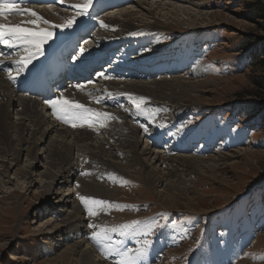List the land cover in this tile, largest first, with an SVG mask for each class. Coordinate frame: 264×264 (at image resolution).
Segmentation results:
<instances>
[{
	"label": "rangeland",
	"instance_id": "374dc122",
	"mask_svg": "<svg viewBox=\"0 0 264 264\" xmlns=\"http://www.w3.org/2000/svg\"><path fill=\"white\" fill-rule=\"evenodd\" d=\"M134 1L122 8L138 6L140 0ZM172 2L179 5L177 8L182 7V10H188V14L196 17L193 19L197 21L196 24L180 13L184 28H176L171 24L172 20L164 21L168 25L155 28L149 36L150 40L144 42L142 35H136L134 41H142L143 50L141 47L138 50L145 55L152 54L153 60L162 57L181 59L177 67L172 68L173 71L168 69V77L161 78L165 80L164 84L155 80L156 86L152 85L153 77L139 76V79H134L119 75L118 78L123 77L124 80H119L129 82V79H134L133 82L146 81L149 82L147 85H141L156 89L159 85H169L170 89H165L169 93L166 102L175 107H164L166 110L157 115H166V121L178 118L180 124L171 131L167 129L164 138H169L172 132L183 143L203 139L206 145L196 147L191 153L174 150L163 152L152 147L150 154L144 153L143 156H149L145 163L150 164L148 160H154L155 168L151 173L144 168V164H140L135 167L123 165L125 170L131 167L130 174H119L118 179L112 174L102 175L101 170L86 175L82 180L92 182L90 178H98L100 182L95 184L98 187L86 189L85 195L108 201L111 205L98 211L97 216L90 217L79 201L78 194H84L81 192L82 185L79 183V188L76 186V180L62 191H53L48 196L36 186L31 193L23 194L18 199L23 190L22 182L14 178V173H18L14 161L18 155L14 151L20 152L18 167H24L30 159L29 155L24 157L25 151H21L17 137L10 135L15 147L4 159L6 164L12 166L9 177L14 179L13 182H9V177L0 181V264H55L64 249L75 244L93 251L84 261L78 259L77 264H114L119 257H102L99 247L94 246L95 242L92 245L87 235V229L89 234L93 232L88 225L118 227L133 220L141 221V231L154 225L153 234L146 237L152 241L151 246L137 264H154L159 255L162 257L159 264H264V99L257 100L253 96L259 88L258 81L264 76V0H147V3L155 5H169ZM49 7L53 10L58 8L54 5ZM115 9L105 18H120L123 9ZM67 12L74 14L75 11ZM216 12L222 13L223 19L208 17L205 21L201 17V14L211 16ZM163 61L168 63L170 59ZM189 67L205 77L199 81V77H193ZM124 72L129 73L128 70ZM136 72V69H132L130 75L136 76ZM165 72L142 73L158 77ZM177 79L198 86L191 90H181L180 87L172 94L170 90L178 88L172 85ZM151 99L150 104L154 103ZM124 106L131 107L127 104ZM151 110L158 109L153 107ZM138 117L145 118L143 115ZM177 129L182 130L177 132ZM139 141H142L141 148H146L144 138H139ZM168 141L171 142V139ZM36 150L44 152L39 147ZM154 150L162 152L159 159L152 156ZM174 156L198 159V164H211L215 171L201 170L195 173L185 163H172L171 160L176 158ZM165 157L169 158L165 161ZM4 169L5 166L0 165V173ZM70 172L74 173V170L68 169L65 176L68 180L73 176ZM162 174L166 177L159 181L158 176ZM153 177L156 180L149 183L148 180ZM16 190L18 194L13 193ZM172 191L180 199L178 204L170 198ZM59 201L67 203L68 209L53 210ZM77 205L85 211L77 217L84 224L76 223L83 233L73 237L69 227L66 228L65 223L61 222L66 215H71V208L75 209ZM50 219L51 224L60 226L52 229L53 225L46 224ZM232 221L235 222L234 226L231 225ZM222 222H227L226 227L222 226ZM80 238H83V242ZM112 238L114 242L123 241L119 245L122 250L137 248L140 246L137 240L145 239L140 234L122 237L118 233H113ZM81 245L78 248L80 251Z\"/></svg>",
	"mask_w": 264,
	"mask_h": 264
},
{
	"label": "bare ground",
	"instance_id": "6f19581e",
	"mask_svg": "<svg viewBox=\"0 0 264 264\" xmlns=\"http://www.w3.org/2000/svg\"><path fill=\"white\" fill-rule=\"evenodd\" d=\"M48 1H51V2H48ZM100 1L101 0H94V4L99 3ZM178 1H183V0H178ZM79 2H81V0H65L64 3H61L60 0H41V2L37 1V5L38 6L42 4L48 5L47 7L44 6V8L46 9L44 11L47 14L50 13L49 16L52 20V21L50 20L51 24L53 23L61 24L59 22L63 23L65 19L73 15V13L67 12L68 10L75 11V9L71 7V5L79 3ZM116 2L118 3L120 1H116ZM134 2L136 3L138 1H134ZM158 2H161V1H158ZM121 4L122 2H120L119 4L113 5V7L119 8ZM50 5L57 6L58 8H56V10L50 9L49 7ZM176 6H179L176 4V2L175 3L172 2L169 5L167 3L165 4L163 3L162 5L160 4L155 5V4L147 3V0L146 1L140 0V3L138 6H132L131 8H126V9L124 8L125 10L123 8H120V9H123L120 12V16H121L120 18L121 19L123 18L122 20H120V18L110 19L109 17H108L109 19L108 18L107 19H94L92 18V16H88V17H83L81 24L73 27L72 29H66L63 31L58 29V33H57L58 35H56V37L63 36L67 33L68 34L74 33L75 31H78L79 29L86 26L88 23L94 22L95 26L98 27V31L92 39L96 41V46L88 43L86 45V48L88 49V51L84 54V56H82V58L86 61V59L90 57L92 53H98L101 50L104 51L106 47H109V46H112V49L115 52L114 53L115 54L114 55V61H115L114 65L112 69L106 73V75L114 77V79L106 80L103 78L102 86L94 88V91L95 92L99 91V93L98 94L92 93L93 95L89 96V101L93 108L99 109L101 110V112L110 113L112 116L116 117V119H108L106 121V127L104 128H99L98 124L95 127H89L87 124H85L86 127L83 128L81 132L71 133L57 126L53 122L48 121L46 112L44 111L40 102H38L35 99H31V100L21 99L20 106H19L20 111H19L18 107L13 105L17 101L14 100L13 101L14 103L12 104L13 91L11 87L9 86L8 83L4 81L3 76L0 74V147H2L0 148V156L3 155V159L0 160V165L5 166L4 172L0 173V181L1 179L8 178L10 172L13 170L12 166H10L9 163L6 164L5 159H4L6 158L5 156L7 155V153L12 152L11 151L12 148L15 147L12 142L11 137L13 138L14 136L17 137L21 151H25L24 157H27V155H29V159H30L29 162H27L28 164H26L25 166L23 165L24 167L20 168L18 167V162L20 159V152H18L19 150L14 151L15 154L18 155L14 160L15 167L18 168L17 172L20 173V174L14 173V178H16L18 182H22L21 190H23L22 193H19L17 190L13 192L16 194L19 193L18 199L19 198L21 199L22 196L26 195V193L27 194L31 193L32 189L36 188V186H38L39 189H42L43 190L42 192H44L47 196L53 191L60 192L63 189H65V186H69L73 184L74 180H76V182L78 181V184L80 183L82 185L81 192L85 195L86 189H88L90 186L98 187L95 184H99L100 181L98 178L97 179L90 178L92 182L82 180V178L84 179L86 175H81L80 174L81 172H86L88 173L87 175H89V174H92L93 172H99L101 170L102 175L111 176L112 174L113 177H116L118 179L119 174L123 176L126 174H130L129 170L131 167H129V169L128 167H126V169L128 170H125L123 165H129V166L135 167V166H139L140 164H144V168L146 167L148 172L150 173L154 172L153 170V168H155L153 167V165H155V163H153L154 160L152 162L151 160H148L150 163L148 164V162L145 163L146 162L145 160H147L148 159L147 157L149 156L143 157L145 156L144 153L150 154L153 144L156 146L165 147V143H167L169 146L166 147L164 150H160L163 152H171L168 150H174L177 152L186 151V153H191L196 147L201 148L206 145L205 143L200 144V145L198 144L194 145L192 142L183 143L181 142L180 138L176 137V135H169V138H166L164 142H161L160 140H162L163 136L166 134L167 129L171 131V129H173L178 124H180L178 121V118L174 117L175 120L166 121L168 119L166 115L162 116V115L156 114L154 118V122H150L146 118H140L138 117V115H135V112H136L135 105L128 99L127 94H131L133 97H136V96L140 97L141 95L146 98V103L142 107L150 109V110L154 107V109L157 108L159 110L158 112H163L164 110H166L164 107L174 106L171 103L166 102V100L169 99L168 98L169 93L165 89L169 90L170 89L169 85L168 86L159 85L156 89L154 87L156 86V83H155V80H153L152 85H154L153 87L156 89L154 90L153 87L141 85V84L147 85L149 82L147 83L146 81L145 82L121 81L119 80V78L123 80L125 78L123 77L118 78L119 75L132 77L130 75L132 73V69H136L137 71L135 73L136 77L141 73L143 78H149V77L154 78L155 77L154 74L149 76V75H143L142 73V72H147V73L154 72L152 71L151 66H148L147 64L150 61H151L150 63L152 66L156 64L157 67L163 68L160 71L165 70L166 74L168 72V69L169 71L171 70L173 71L172 68L177 67V64L180 62L181 59L177 60V59H171L168 57H162V59L157 58L153 60L151 56L143 55L142 53H141L142 55L136 54L138 52V49H140V47L143 50V45H142L143 43L139 42L138 43L139 46H138L137 42H134V40L132 39L130 40L129 38H126L125 43H123V38L126 35L132 33V31L135 32L138 30L141 33H143V36L145 37V38L142 37L144 42L150 40L148 36H150L152 32H154L155 28L161 29L168 25V24H165L166 22L164 21L172 20L171 24L174 25L176 28L178 27L184 28L185 25L182 24V20L180 19V13H183L186 17H188V19L191 20V23L196 24L197 21L193 20L196 17L188 14L187 13L188 10H182V7L177 8ZM110 7L111 6H109L108 8ZM100 8L101 7L98 4L95 7V13L99 12ZM90 13H91V9H90ZM201 17H203L205 21L207 20L208 17L215 18L216 20L223 19V15L220 12H216L215 14L211 16L201 14ZM10 20L14 21L13 19H10ZM101 20H103L108 25V27L106 28L101 27L99 23V21ZM147 21H150L153 23H148ZM51 24L49 25L51 26ZM194 24H191V26ZM18 25L24 27L22 23ZM149 27H152V29L150 30ZM158 29L156 30L158 31ZM105 30H107L111 35H107L105 33L106 32ZM127 42L128 44H126ZM104 44L105 46L103 47ZM123 45L124 47H122ZM157 53H160V52H157ZM200 58L201 57H199V59ZM166 59H170V62L166 63L165 61H163ZM37 61L38 59L34 61V64L37 63ZM132 63L133 65L131 67H128ZM8 67H11L14 69L15 64H13L12 61H10L5 65V68H8ZM31 67L32 66H30V68ZM189 69L191 73L193 74V77L194 76L199 77L198 78L199 81L200 79L205 77L203 73L201 76L198 70H195L194 68L191 69V67H189ZM125 70H128L129 73L126 74L124 72ZM13 75H15L14 72H13ZM160 77L162 78L163 76H160ZM6 78L9 79L8 76H6ZM161 78H159L158 81L164 84L165 80H162ZM16 79L17 77L15 78V80L9 79V83H12L14 85ZM199 81L197 83H199ZM174 82H172L173 83L172 85H174V88H177V87L178 88L177 89L172 88L173 91L172 89L170 90L171 93L173 92L172 94H175V91H178L180 87H181L180 88L181 90L182 88L184 90H191L193 89V87L198 86L197 84L182 83L178 79H177V82L176 81ZM104 88L107 89L106 94L104 93ZM108 93L112 94L111 97H109ZM77 95L79 99L85 100L88 93L82 90ZM150 97L152 98L151 100H153L154 102L152 104H150L151 101L149 102ZM95 98H99L100 100L103 99L105 101L104 105H100V103H96ZM156 98L160 100H155ZM108 100H110L109 102L112 106H109L107 104ZM168 102H170V100ZM125 104L130 105L131 107L130 108L125 107L124 106ZM125 109H128V111H125ZM12 115H15V117ZM161 123L163 124L169 123V124H167L165 128H160L157 125ZM142 124L148 127L149 129L148 132H144L143 129L140 127V125ZM140 135L142 138H144L146 148H143V149L141 148L142 141H139V138H141ZM168 139H171V142L167 141ZM38 147L42 148L44 152L36 150V148ZM160 151L157 152L156 150H154L153 151L154 155L152 156H154V158L158 157L159 159L160 155L162 154V152ZM38 152L39 154H42V153L43 154L39 155ZM257 155L258 154H255V156ZM246 157H248V154H246ZM166 158H169V157H165V161L167 160ZM196 160L187 156L186 158L176 157L174 160L172 159L171 162L176 163L178 161L177 163H185L184 165L187 168H191L192 171L195 173L196 171L200 172L201 170L215 171L214 167L211 164L210 165H206L204 163L198 164L200 162ZM124 161L125 163H122ZM41 163L43 167L42 166L38 167V165ZM69 168L74 170V173L70 172L73 174V176L69 178L68 180V178L66 179L65 176ZM173 174H175V172ZM162 175L158 176L159 181L160 179H163L166 177L165 174H162ZM167 176H169V174ZM14 178L9 177V182H13L12 179ZM154 178L155 177L149 180L147 179V180L148 182L149 181L152 182L156 180ZM65 179L67 181L61 182V180H65ZM70 179H72V181H70ZM17 187H19V185ZM79 191L80 190L78 189V192ZM101 193L105 197H109L105 192H101ZM58 198L59 196H57L56 199ZM66 198H70V196ZM170 198L176 204L180 202V199H178L175 193H173V196H171ZM67 205H68L67 203H61V201H59V203H57L52 209L53 210L55 209L57 210L58 208L65 209L67 208ZM80 207L81 206L77 205L75 209L71 208L72 209L70 211L71 215L70 214L66 215L67 217L61 222V223H65L66 228L67 226L69 227V229L71 230L70 233L71 235H73V237L74 235L78 236V234L83 233V230L81 232V230L78 227H76V223L78 222H81V224H84V221H82L81 219L79 220L77 219L78 215L82 216L81 214L85 213V211L81 210ZM53 210L51 212H53ZM48 223L50 224L52 223L51 219L46 222V224ZM234 223L235 222L232 221L231 225L234 226ZM58 225L59 224L53 225V227L51 228L55 229L57 228ZM62 228H65V227H62ZM86 238L88 237L86 236ZM81 242H83V238L81 239ZM80 245L81 244H78V245L75 244L73 246H70L64 249V251L56 258L57 262L55 264H74V263L77 264L79 262L78 259L80 261L81 260L84 261L85 259H87V257L90 255L92 250L89 247L83 248V246L81 245L82 249L80 251L78 249L80 248L79 247ZM77 250H79L80 252ZM75 257L77 260L74 259ZM83 263H89V261L83 262Z\"/></svg>",
	"mask_w": 264,
	"mask_h": 264
},
{
	"label": "snow or ice",
	"instance_id": "6c2138e0",
	"mask_svg": "<svg viewBox=\"0 0 264 264\" xmlns=\"http://www.w3.org/2000/svg\"><path fill=\"white\" fill-rule=\"evenodd\" d=\"M27 0H0V17H4L7 14L12 13H29L35 19L29 20L27 23L35 27H23L20 25H10L6 23H0V45H4L9 49H18L15 53L16 59L12 61L15 64V68L8 67L5 71L8 73L10 80H15L16 77L24 74L30 70V66H34V61L39 57L45 55V45L56 39V29L61 31L66 29H72L77 21L81 17L90 16V9L94 6V0H81V2L71 5L75 9L72 16L65 19L61 24H51L50 21L39 16L35 11L29 8L21 9V4L26 3ZM64 3L65 0H60ZM39 23L51 24V30L39 27ZM101 27H108L103 21H99ZM143 33L132 32L130 35H142ZM89 41L85 40L82 45L78 46L79 55H73L72 59L77 60L88 51L86 45ZM4 53L0 52V56ZM4 61L0 60V64ZM13 72L15 75H13ZM106 80L114 79V77L108 76L103 72L100 73ZM92 83V81H89ZM76 88L83 90L84 86L77 84ZM89 96L93 94L88 93ZM111 97V93H108ZM128 99L135 105V115H143L150 122H154V118L159 110H150L142 107L146 103V98L143 96L133 97L131 94H127ZM96 103H100L99 98H95ZM45 103L49 105L52 110V114L64 123H68L71 127H83L87 124L89 127H95L97 124L99 128L106 127V121L108 119H116L110 113L101 112L84 104L65 97L64 92H60L54 99L45 100ZM128 111V109H125ZM160 128H165L166 125L161 123L157 125ZM144 132H148L146 125H140ZM182 129H177V132ZM170 135H176V133H169ZM81 175H87L86 172H81ZM79 187V184L77 185ZM80 203L84 206L88 216L95 217L98 211H102L105 207H110V203L105 200L95 199L90 196L79 195ZM89 228L93 229L90 239L95 242L100 251L104 254L105 259L115 256L119 257L114 261V264H137V262L146 254L151 246L152 241L146 237L153 234L154 225H149L145 230L141 231V221L133 220L130 223L121 224L118 227L98 226L96 224H89ZM118 233L120 236H129L140 234L145 237L143 240H137V244L140 246L137 248L123 249L119 246L123 244V241H113L112 234Z\"/></svg>",
	"mask_w": 264,
	"mask_h": 264
},
{
	"label": "trees",
	"instance_id": "16d2710c",
	"mask_svg": "<svg viewBox=\"0 0 264 264\" xmlns=\"http://www.w3.org/2000/svg\"><path fill=\"white\" fill-rule=\"evenodd\" d=\"M262 66L264 67V63L262 64ZM258 90L253 94V96L255 97V99L257 100H263L264 99V76L260 79V81H258Z\"/></svg>",
	"mask_w": 264,
	"mask_h": 264
}]
</instances>
